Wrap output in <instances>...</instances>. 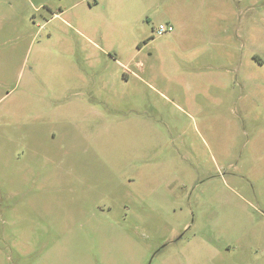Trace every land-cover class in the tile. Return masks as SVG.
I'll use <instances>...</instances> for the list:
<instances>
[{"label":"rangeland","instance_id":"obj_1","mask_svg":"<svg viewBox=\"0 0 264 264\" xmlns=\"http://www.w3.org/2000/svg\"><path fill=\"white\" fill-rule=\"evenodd\" d=\"M0 264H264V0H0Z\"/></svg>","mask_w":264,"mask_h":264},{"label":"built area","instance_id":"obj_2","mask_svg":"<svg viewBox=\"0 0 264 264\" xmlns=\"http://www.w3.org/2000/svg\"><path fill=\"white\" fill-rule=\"evenodd\" d=\"M174 31V26L173 24H170V23H166V24H159L158 28L156 29V33L158 35H164L166 33H170Z\"/></svg>","mask_w":264,"mask_h":264},{"label":"crops","instance_id":"obj_3","mask_svg":"<svg viewBox=\"0 0 264 264\" xmlns=\"http://www.w3.org/2000/svg\"><path fill=\"white\" fill-rule=\"evenodd\" d=\"M168 23L170 24H174V19H173V16H169V19L167 20Z\"/></svg>","mask_w":264,"mask_h":264}]
</instances>
